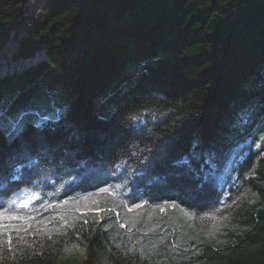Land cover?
Masks as SVG:
<instances>
[{"label": "trees", "instance_id": "16d2710c", "mask_svg": "<svg viewBox=\"0 0 264 264\" xmlns=\"http://www.w3.org/2000/svg\"><path fill=\"white\" fill-rule=\"evenodd\" d=\"M0 112V264H264V0H0Z\"/></svg>", "mask_w": 264, "mask_h": 264}, {"label": "snow or ice", "instance_id": "6c2138e0", "mask_svg": "<svg viewBox=\"0 0 264 264\" xmlns=\"http://www.w3.org/2000/svg\"><path fill=\"white\" fill-rule=\"evenodd\" d=\"M22 119V117H21ZM3 120V113L0 112V121ZM17 123H19V120L17 121ZM262 140H264V137H261ZM257 147H259V145H257ZM102 192L108 193L110 190L105 188V189H101ZM32 197L27 198V200H31ZM26 201H21L18 204V207L20 208H27L29 206L28 202ZM13 203H16L15 201H13ZM65 203H67V201H65ZM137 208L142 207V205H137ZM172 207H176L175 205H172ZM161 212H163L165 210L164 206H161L159 209ZM100 211H103V209H100ZM108 211H112L111 209H108ZM28 220L29 217H25L16 213H10L8 211V209H5L4 211L0 212V236H7V244L9 247L12 246L13 244V239H12V235L11 232L15 231V232H22V231H27L28 228L31 226L30 224H28ZM11 221H21L23 223V227L21 226H17V225H12L10 223L6 224L5 222H11ZM85 223H87V221H85ZM5 228H9L10 231H8L7 233L4 232ZM22 239V237H17Z\"/></svg>", "mask_w": 264, "mask_h": 264}]
</instances>
